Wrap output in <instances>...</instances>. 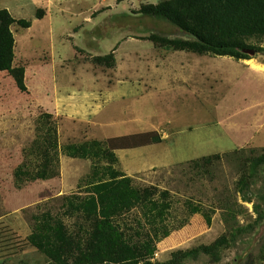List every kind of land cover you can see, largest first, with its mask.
<instances>
[{
  "label": "rangeland",
  "instance_id": "1",
  "mask_svg": "<svg viewBox=\"0 0 264 264\" xmlns=\"http://www.w3.org/2000/svg\"><path fill=\"white\" fill-rule=\"evenodd\" d=\"M163 1L0 0L13 18L31 23L11 25L12 68L23 69L24 89L15 70L0 71V264H45L29 240L32 217L59 214L62 197L91 176L90 159L60 152L57 175L16 178L18 166L41 164L29 148L43 114L59 146L100 143L107 155L99 165L114 155L115 168L136 185L171 192L167 221L145 233V264H264V70L253 66L264 67V51L236 60L151 39L193 38L136 13ZM247 42L264 48V37ZM150 131L160 143L107 149ZM253 160L261 165L251 174ZM245 177L249 199L238 189ZM215 241L222 246L212 255L200 250ZM195 249V256L175 255Z\"/></svg>",
  "mask_w": 264,
  "mask_h": 264
},
{
  "label": "trees",
  "instance_id": "2",
  "mask_svg": "<svg viewBox=\"0 0 264 264\" xmlns=\"http://www.w3.org/2000/svg\"><path fill=\"white\" fill-rule=\"evenodd\" d=\"M136 13L166 20L193 37L191 40H167L165 37L150 36L151 39L173 43L177 48L199 54L229 56L236 60L250 58L251 52L257 54L264 51V48L247 42L252 36L264 37V0H165L141 5ZM36 18L41 19V10L36 12ZM13 23L21 28L31 25L29 20H16L6 8H0V71L15 70L12 68L15 45L11 31ZM15 71L18 87L24 89L23 69L16 68ZM124 137L110 138L107 142L119 141ZM132 137L137 143L131 146L120 143L107 148L108 151L161 142L156 131ZM57 141L55 124L50 121L49 114H43L38 119L36 135L29 148L41 164L33 170L27 164L15 169L18 180L55 176L60 152L68 157L90 159L94 163L91 176L79 185L78 193L62 197L59 214L42 211L32 217L29 240L44 254L45 264L147 263L145 233L154 225L167 221L172 207L171 192L153 185H136L132 177L115 168L114 155L111 162L99 165L95 161L107 155L106 150H101L100 143L59 146ZM260 165L257 161H251L250 173L253 174ZM249 181L245 177L238 184L244 199H249ZM184 203L187 205L189 200L186 199ZM65 219H73V225L67 224ZM161 227L166 228L164 225ZM217 246L222 245L215 241L213 246H203L200 250L212 255ZM196 254L195 249L178 251L175 255L183 258ZM211 259L218 260L217 257Z\"/></svg>",
  "mask_w": 264,
  "mask_h": 264
},
{
  "label": "crops",
  "instance_id": "3",
  "mask_svg": "<svg viewBox=\"0 0 264 264\" xmlns=\"http://www.w3.org/2000/svg\"><path fill=\"white\" fill-rule=\"evenodd\" d=\"M253 66H254V68H261V69L264 70V67H261V66H259V65H255V64H253Z\"/></svg>",
  "mask_w": 264,
  "mask_h": 264
}]
</instances>
